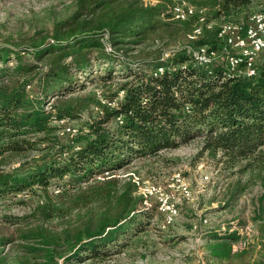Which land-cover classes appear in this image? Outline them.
Listing matches in <instances>:
<instances>
[{"label": "trees", "instance_id": "trees-1", "mask_svg": "<svg viewBox=\"0 0 264 264\" xmlns=\"http://www.w3.org/2000/svg\"><path fill=\"white\" fill-rule=\"evenodd\" d=\"M187 1L197 12L177 20L171 3L76 0L70 17L32 43V59L24 51L0 48V198L31 192L45 199L30 214L6 218L14 230L0 233V264L112 259L159 209L156 204L142 210L145 198L133 176L118 172L194 142L200 156L258 180L262 193L253 211L258 234L251 246L264 248V59L257 62L256 75L229 73L225 56L230 47L219 36L221 25L246 23L248 12L264 0ZM171 26L187 35L202 27L203 35L172 50L140 52ZM190 47L216 51L220 61L199 65ZM83 78L96 84L101 96H78L86 88ZM88 111L90 119L75 136L61 135L63 127L56 122ZM7 160L19 165L7 170ZM52 185L63 189L64 199L54 200ZM228 187L229 206L249 183L238 179ZM82 209L87 213L59 230L46 225ZM239 238L230 230L213 235L211 256L248 264L246 249L233 251ZM7 246L15 249L13 255L3 253Z\"/></svg>", "mask_w": 264, "mask_h": 264}, {"label": "rangeland", "instance_id": "rangeland-1", "mask_svg": "<svg viewBox=\"0 0 264 264\" xmlns=\"http://www.w3.org/2000/svg\"><path fill=\"white\" fill-rule=\"evenodd\" d=\"M143 1L151 4L171 3V7L183 4L193 6L187 0ZM75 2L76 0H0V48L9 47L24 51L26 59H32V51H34L32 43L48 36L56 21L70 17L75 12ZM263 9L264 5H255L248 12L246 19ZM155 39H158L156 40L159 41L158 44ZM189 42L187 34L171 26L168 30L155 34L145 46L140 48L142 49L140 52L147 56L158 51L159 47L172 50ZM135 53L137 52L130 54V57L133 58ZM261 60L258 59L257 62ZM82 82L86 88L81 90L78 96L88 97L90 93H100L96 84L86 82L84 78ZM51 102L52 100L49 101ZM91 111L94 115L97 114L94 112L96 108L91 107ZM91 111L84 112L81 118L69 122L66 120L56 122L63 127L61 135L71 137L70 133L73 131L69 132L68 128L76 131L82 129L90 119ZM18 165V161L7 160L3 167L9 170ZM178 172H182L189 184L192 197L178 200L179 215L174 223L163 228V216L158 209L149 224L144 222L146 225L144 231L133 237L126 249L119 251L105 263L95 264H228L227 261L217 260L211 256L209 246L213 235H221L229 230L230 233H236L241 237L240 246L244 247L246 244L244 249L248 251V255L245 262L262 264L264 248L256 249L251 246L257 238V228L253 222L254 200L262 193L257 179L253 178L254 180L250 181L249 174L244 177L241 174H233L213 157L207 154L200 156V145L197 142L164 151L157 159L136 161L130 168L118 173L125 175L136 173L145 185L160 186L163 190L172 193L175 190L172 185L177 187L175 174ZM205 177L209 179L206 180ZM238 179H242L244 184L248 182L249 188L228 206L226 199L228 185ZM62 190L59 186L52 185L49 193L54 200L60 201L61 197L65 198ZM176 196L178 199L179 195ZM44 201L41 194L33 195L31 192L17 197L0 198V233L4 231L5 234H10L14 230L13 226L6 222V218L15 219L30 214L38 203ZM156 204V199H151V206ZM87 211V209L77 210L72 218H67L68 215L63 220H56L46 225L51 229L59 230L72 223L76 215H83ZM14 252L12 246H7L3 250L6 255H13ZM59 264L76 263H67L61 259ZM82 264H91V262L86 261Z\"/></svg>", "mask_w": 264, "mask_h": 264}, {"label": "built area", "instance_id": "built-area-1", "mask_svg": "<svg viewBox=\"0 0 264 264\" xmlns=\"http://www.w3.org/2000/svg\"><path fill=\"white\" fill-rule=\"evenodd\" d=\"M175 19L186 20L192 16L197 9L190 5H176L171 8ZM202 13V11H201ZM201 22L205 23V17H201ZM207 28L211 29L213 24L207 23ZM203 35V28L199 27L195 31L188 35L189 41H195ZM219 36L224 37L227 41L230 50L226 52L225 61L227 71L233 75H246L248 77L256 75V64L257 60L264 59V10L253 14L246 23L244 24H225L220 26ZM108 50H111L108 47ZM188 53L192 55L193 59L197 64L202 66H208L214 62H219V54L216 51H210L207 47L200 48H189ZM170 54H165V59H168ZM261 58V59H260ZM242 63L246 64V69H240ZM159 72L163 73L164 68H159ZM100 95V93H98ZM121 96L123 93L120 94ZM105 102V101H103ZM115 106L116 102L111 103ZM121 122V118H118ZM70 136H75L78 131L71 128L67 129ZM109 173H106L108 175ZM128 175L133 176V181L138 185L139 194L142 195L144 200V205L142 210L149 208L151 206V199H156L159 211L163 216V228L172 225L175 219L179 215V203L180 199H190L192 197V192L189 184L182 175V172L175 174V180L177 187L172 185L175 189L172 193L163 190L162 187L156 185H145L144 181L133 173ZM206 180L209 177H205ZM60 191V190H57ZM178 194H177V193ZM179 198L177 199V196ZM207 222V219L205 220ZM258 234V233H257ZM240 240L233 245V251L243 250L246 247L240 246ZM239 245V246H238ZM264 264V262L262 263Z\"/></svg>", "mask_w": 264, "mask_h": 264}]
</instances>
